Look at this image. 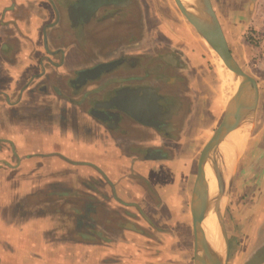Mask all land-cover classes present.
I'll use <instances>...</instances> for the list:
<instances>
[{
  "label": "crops",
  "instance_id": "crops-1",
  "mask_svg": "<svg viewBox=\"0 0 264 264\" xmlns=\"http://www.w3.org/2000/svg\"><path fill=\"white\" fill-rule=\"evenodd\" d=\"M24 1L0 0V264H188L195 155L224 109L203 42L136 0L143 31L83 56L82 26L132 0H34L41 13L10 17ZM118 60L129 65L86 75ZM157 95L173 107L159 128Z\"/></svg>",
  "mask_w": 264,
  "mask_h": 264
},
{
  "label": "rangeland",
  "instance_id": "rangeland-1",
  "mask_svg": "<svg viewBox=\"0 0 264 264\" xmlns=\"http://www.w3.org/2000/svg\"><path fill=\"white\" fill-rule=\"evenodd\" d=\"M264 0H257L255 4L248 3L247 0H211L214 12L221 25L222 31L228 43V47L234 59L240 67L250 75L257 83L258 102L254 115V123L251 132L247 136L244 147L237 151H229L230 167L234 165L233 158L237 156L233 167V177L229 193L224 199L222 206V217L224 221L226 235L229 241V251L226 264H249L256 257L260 249L264 247ZM18 2V0H17ZM10 12V17L27 18L31 13H41L40 7L36 6V1H24ZM238 2V3H235ZM146 9L157 19L164 18V14L172 16L178 15V23L173 24L171 29L177 31L182 24L188 25L190 34L198 39L191 25L184 19L177 9L173 0H146ZM170 8L172 10L170 11ZM34 11V12H33ZM173 11V12H172ZM143 8L136 0H132L129 6L103 8L97 11L89 22L82 26L84 32L81 37L74 38V46L83 56L101 57L107 54H114L130 32L143 31L142 21ZM0 13V20L8 19ZM161 17V18H160ZM9 20V19H8ZM3 23V21H2ZM12 25H14L12 23ZM178 27H176V26ZM32 25L23 22V30H28ZM15 32L19 34L20 26ZM141 29V30H139ZM31 34V31L28 32ZM186 34V33H185ZM16 39V38H15ZM8 40V39H7ZM9 41V40H8ZM16 43V40H12ZM205 46V45H204ZM9 47V46H8ZM206 48V46H205ZM10 53V47L1 50L0 55ZM204 63L208 71L215 72L216 65L206 48L202 53ZM146 58L145 56L142 57ZM154 63V59H152ZM164 69L167 70L166 67ZM213 71V72H212ZM1 73V70H0ZM218 75V73H217ZM219 78V76H218ZM4 77L0 74V82ZM153 80L151 75L149 81ZM220 81V79H219ZM221 83V81H220ZM1 85L0 88H3ZM218 89V88H217ZM0 89V93H2ZM216 92V89H215ZM221 100V97H220ZM223 114V113H222ZM222 116V115H221ZM221 116L215 113L213 119L215 128ZM211 119V120H212ZM180 121V117H178ZM213 125V126H214ZM214 128V129H215ZM212 133L210 134V136ZM206 136V135H205ZM210 136H206L199 144H205ZM201 151V150H200ZM200 151L195 155L194 174L196 173L197 160ZM236 151V152H235ZM193 152V149H192ZM235 152V156L232 154ZM233 157V158H232ZM233 164V165H232ZM224 167V165H222ZM222 172L228 179L230 169ZM195 178V177H194ZM254 224V226H251ZM192 231L189 233V245L187 248L188 264L192 262ZM185 246L182 250L183 261L185 259ZM264 264V262L260 263Z\"/></svg>",
  "mask_w": 264,
  "mask_h": 264
},
{
  "label": "water",
  "instance_id": "water-1",
  "mask_svg": "<svg viewBox=\"0 0 264 264\" xmlns=\"http://www.w3.org/2000/svg\"><path fill=\"white\" fill-rule=\"evenodd\" d=\"M173 1L181 15L200 37L201 41H204L217 70L218 61H220L224 69L232 73V82L235 84L234 88L233 85L228 86V93H226V97L228 98L224 102V111L221 119L199 153L189 201L193 236V264H226L229 241L222 217V206L224 199L229 193L235 168L233 166L236 163L237 156H235V151L232 154V156H235L234 158L232 157L234 165L232 164L233 166L230 167V175L226 179L222 174L223 166L219 156L222 149L220 146L229 139V134H232L233 136H242L243 145L236 146L235 149L231 150L239 151L244 147L247 136L251 132L254 123V115L258 102L257 83L240 67L232 56L211 0H193V3H190L188 6L184 5L181 0ZM110 65L104 64L97 66L95 69L88 71L86 75H95V73L100 72ZM206 166L214 174L219 189V194L216 196L218 203L216 204H213L208 197L205 185L207 183L205 178ZM209 212H215L216 223L223 247L220 254L211 248L202 229V222ZM262 262H264V253L260 258L254 259L252 264H260Z\"/></svg>",
  "mask_w": 264,
  "mask_h": 264
},
{
  "label": "bare ground",
  "instance_id": "bare-ground-1",
  "mask_svg": "<svg viewBox=\"0 0 264 264\" xmlns=\"http://www.w3.org/2000/svg\"><path fill=\"white\" fill-rule=\"evenodd\" d=\"M184 5H189L190 3H193V0H181ZM200 38V37H199ZM203 44L205 45L204 41L202 40ZM206 46V45H205ZM218 76L221 81V90L222 93L225 92V96L222 95V101L223 104L225 101H227L226 93H228V86L233 85V88L235 84L232 82V73L228 70L224 69L223 65L218 61ZM222 67V68H221ZM231 94V93H230ZM228 96V95H227ZM224 111V110H223ZM232 134H229V139L227 141L221 144L222 152L220 153V160L222 162V165H224V169L228 170L230 169V158H229V151H227V148L235 149L236 146H242L243 145V137L242 136H231ZM228 138V137H227ZM235 139V141H234ZM233 143V144H232ZM224 148V149H223ZM223 174V172H222ZM224 176V175H223ZM226 177V176H225ZM205 178H206V189L208 193V197L210 198V201L214 204L218 203V199H216L217 194H219V189L217 187V182L214 174L212 173L211 169L209 167H205ZM223 202V199H222ZM221 202V204H222ZM202 229L204 231V234L206 236V239L208 243L210 244L211 248L216 251L217 253L222 252V241L219 236V230L216 223L215 218V212H209L206 217L204 218L202 222Z\"/></svg>",
  "mask_w": 264,
  "mask_h": 264
},
{
  "label": "flooded vegetation",
  "instance_id": "flooded-vegetation-1",
  "mask_svg": "<svg viewBox=\"0 0 264 264\" xmlns=\"http://www.w3.org/2000/svg\"><path fill=\"white\" fill-rule=\"evenodd\" d=\"M113 1L112 0H108V1H106V0H104V2L100 5V7H102V6H106V5H109V6H113ZM99 6H94V8L96 9V8H98ZM159 49L160 48H158V47H156V52H159ZM170 52H167V53H165V54H169ZM158 59H159V61L164 65H166V68H172V66H175V65H177L178 66V63H176L175 62V60H174V58L173 59H170V60H168V61H166V59L164 58V55H159V57H158ZM126 65V66H128L129 65V63L126 61V60H118V61H116L115 63H112L110 66H109V68H111V67H113L114 66V68L115 67H117V66H119V65ZM176 66V67H177ZM142 93H144V92H146V91H144V90H140ZM165 97H163V96H161V95H157V96H151V98H150V104L149 105H151V106H156L155 107V109H153V110H157L156 112L157 113H155V115H157V116H159L158 118H159V120H158V122L157 123H155L156 125V127H158L159 128V121L161 122V120H162V118L164 119H166L167 120V118L169 117V114L170 113H172L171 111H172V106L171 105H169V104H167L166 102H165V99H164ZM111 101V100H110ZM114 101H116V100H114ZM153 110H147L146 112H145V115H150L151 114V112L153 111ZM143 117H146V116H143ZM163 122H165L164 120H163ZM264 253V247L263 248H261L260 249V251H259V253L256 255V257H254L250 262H249V264H252L253 263V260L254 259H257V258H260V256L262 255Z\"/></svg>",
  "mask_w": 264,
  "mask_h": 264
}]
</instances>
